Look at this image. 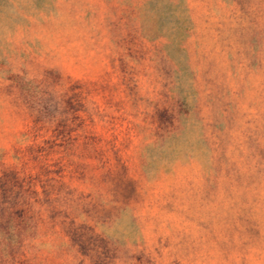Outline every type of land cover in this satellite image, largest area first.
<instances>
[{
    "label": "rangeland",
    "instance_id": "rangeland-1",
    "mask_svg": "<svg viewBox=\"0 0 264 264\" xmlns=\"http://www.w3.org/2000/svg\"><path fill=\"white\" fill-rule=\"evenodd\" d=\"M0 264H264V0H0Z\"/></svg>",
    "mask_w": 264,
    "mask_h": 264
}]
</instances>
